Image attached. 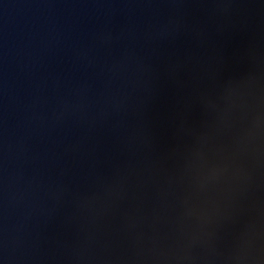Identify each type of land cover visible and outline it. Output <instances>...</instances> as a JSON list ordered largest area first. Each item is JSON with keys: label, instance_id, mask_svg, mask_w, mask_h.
<instances>
[{"label": "water", "instance_id": "95a60500", "mask_svg": "<svg viewBox=\"0 0 264 264\" xmlns=\"http://www.w3.org/2000/svg\"><path fill=\"white\" fill-rule=\"evenodd\" d=\"M0 264H264V0H0Z\"/></svg>", "mask_w": 264, "mask_h": 264}]
</instances>
